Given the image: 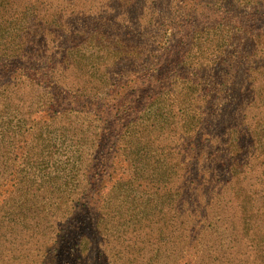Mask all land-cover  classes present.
<instances>
[{
  "label": "trees",
  "instance_id": "16d2710c",
  "mask_svg": "<svg viewBox=\"0 0 264 264\" xmlns=\"http://www.w3.org/2000/svg\"><path fill=\"white\" fill-rule=\"evenodd\" d=\"M204 1L151 0L157 18L137 14L124 31L111 15L110 44L80 83L103 97L52 110L11 97L33 67L0 16V229H15L14 246L35 264H181L191 251L196 264H264V55L252 52L264 34L198 21ZM60 61L65 72L48 83L63 90L77 60ZM108 71L128 78L124 99L150 101L108 100ZM228 204L235 215L222 214Z\"/></svg>",
  "mask_w": 264,
  "mask_h": 264
},
{
  "label": "rangeland",
  "instance_id": "374dc122",
  "mask_svg": "<svg viewBox=\"0 0 264 264\" xmlns=\"http://www.w3.org/2000/svg\"><path fill=\"white\" fill-rule=\"evenodd\" d=\"M111 1L112 0H0V16L3 14L2 28H8V32H5L7 36L11 34L15 36L13 44L19 46L20 50H22L19 55V60H21L27 68L33 67L30 72L33 82L31 84L28 82L27 86H22L17 90H13L11 97L15 98V100L29 102L34 110L38 109V107L48 105L52 110L58 105L56 102H79L78 104H82L83 102H98V100L103 97L102 91L95 94L87 88H82L80 83L84 78H88V75H84L86 71L89 72V75L90 72H94V65L91 69L90 57L93 56V54L97 56L99 54V49H101L103 53L106 52L110 44V39H108V37L111 26H113L112 23H114L110 21L111 15L116 19L118 25L115 24L121 31H124L122 27L126 25L132 28L138 26L139 21L135 19L137 14L139 17L142 16V19L150 17L152 21L155 20L158 15H153L151 13L149 7V5L152 6V4L149 3L151 0H143V2L140 3L142 6L141 9L138 6L137 9L134 8L132 11L131 9L121 10L120 8L116 11L111 5ZM159 1L160 0H158V2ZM180 2L191 3L190 0H180ZM205 3L214 6L210 10L211 13L205 12L207 11V8L203 7ZM213 13L215 14L213 15ZM194 14L198 16L201 15L198 20L200 22L215 19L223 23L222 19L224 18L226 22H230L235 28L239 29V34L243 37H245L244 31L249 30V28L255 30L256 34H262V32L264 34V0H217L216 3H214V0H205L202 4L197 3ZM143 23L144 22H142V24ZM45 24L49 26L45 28ZM116 25L113 27L115 28ZM157 29L162 31L159 26ZM153 34L154 32L152 35ZM218 34L220 33L218 32ZM223 34L224 33H222L221 36H223ZM28 37H31L34 41L29 45L27 44V46L25 45V47L22 46L24 42H21V40L28 42V40L31 39H28ZM158 40H160V38ZM261 42H264L263 37L259 38V41L256 42L258 46H255L256 43L254 44L255 48H253L252 52L255 54L256 58L264 55V49H261ZM161 43H163V41ZM156 46L157 44H153L151 48L156 49ZM164 49L166 48L162 47L156 51L155 56L164 57L166 55ZM171 56L172 53L170 57ZM63 57L77 60V66L71 67L73 71L72 77L70 80H64L63 85L65 89L62 90L59 88L57 89L56 86L50 85L48 82L54 78V76L56 77V75L65 72V66L67 64L63 66L60 65V60ZM168 60L161 59L158 66L163 68V64ZM108 73L112 76L109 78L110 80H114L113 77L116 80L114 85L110 87L108 100L111 102H136L137 97L140 95L139 100L142 98V102L150 101V99L147 98L148 92H143L142 94L134 92L128 94L129 97L124 99L126 96L125 92L118 89L120 86L122 87L123 81L128 78L124 77L122 79L118 77L120 73H111V71H108ZM106 77L108 78L107 75ZM70 82L74 83V85H71ZM43 83L53 86L56 91L50 90L51 88H47V86L43 87ZM75 84H79V86ZM130 87H132V85H130ZM102 90H104V88H102ZM169 99L170 101L166 102H175L173 99ZM101 102L103 101L101 100ZM9 111L11 113L6 114V116H13V114H15L12 113L11 110ZM82 120L83 119H80L78 124L81 123ZM82 130L85 131V128L83 127ZM152 155L151 153L149 156ZM153 161L154 160H151V162ZM141 165H144V163L142 162ZM150 166V168H154L152 167L154 166L153 164ZM225 196V200L227 201L231 197L228 193H225ZM235 211L236 210L228 204L223 208L222 214L232 216L235 215ZM2 216L3 214L0 213V220ZM13 230L15 229H0V264H35V261L26 256L22 250L17 249V244L14 246ZM221 230H223V228H221L220 231ZM5 231L9 232L4 234ZM205 231L206 228L203 229V234H206ZM223 235L226 237L224 233ZM199 239H201V244L198 245V248L201 246V250H211L212 246L210 243L205 242L203 244L206 239L202 240V237H199ZM194 255L195 253L191 251V258H185L182 260L181 264H196L198 262V257L195 256L193 258Z\"/></svg>",
  "mask_w": 264,
  "mask_h": 264
}]
</instances>
